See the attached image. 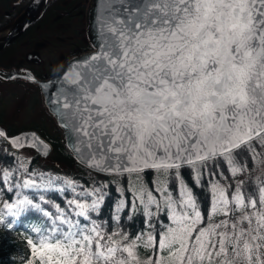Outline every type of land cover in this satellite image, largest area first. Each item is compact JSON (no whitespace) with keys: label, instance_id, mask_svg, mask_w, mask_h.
<instances>
[{"label":"snow or ice","instance_id":"1","mask_svg":"<svg viewBox=\"0 0 264 264\" xmlns=\"http://www.w3.org/2000/svg\"><path fill=\"white\" fill-rule=\"evenodd\" d=\"M88 20L93 50L69 57L43 100L82 165L128 182L30 172L17 156L0 223L42 213L27 241L41 264H264V0H95ZM0 137L48 148L35 131Z\"/></svg>","mask_w":264,"mask_h":264},{"label":"flooded vegetation","instance_id":"2","mask_svg":"<svg viewBox=\"0 0 264 264\" xmlns=\"http://www.w3.org/2000/svg\"><path fill=\"white\" fill-rule=\"evenodd\" d=\"M32 0H0V29L9 25ZM88 0H49L43 16L0 49V68L27 70L47 78L73 54L89 48L85 32ZM23 87L38 89L25 78L0 76V116L6 93Z\"/></svg>","mask_w":264,"mask_h":264},{"label":"trees","instance_id":"3","mask_svg":"<svg viewBox=\"0 0 264 264\" xmlns=\"http://www.w3.org/2000/svg\"><path fill=\"white\" fill-rule=\"evenodd\" d=\"M17 156L23 157L24 162L28 165L29 169L43 170L47 168L60 169L64 170L71 178L76 181H82L86 184L90 183V178L94 177L98 180H120L124 184H127L129 177H113V176H102L99 175L84 166L75 162L67 151L60 145H55V152L49 159H41L37 154H33L30 157L21 156L18 152L13 151L7 146V150H0V164L4 167H11L17 161ZM1 177V176H0ZM148 180L150 178L146 177ZM119 185L114 183L110 186L114 191ZM0 191L7 192V189L2 183H0ZM199 194L200 201L202 202L205 215L207 213V207L210 203L209 194L202 189H196ZM9 195L14 196L15 193H10ZM49 197L56 201L57 203L61 202V194L58 191H49ZM115 197L107 199V201L102 206V212L100 214L101 219H109L111 209L113 207ZM7 198V196L5 197ZM36 198V197H34ZM62 204V203H60ZM45 207L49 210L54 211L52 205L45 203ZM43 216L39 214H34L31 216H22L18 221L9 220V223H12V227L9 228L7 224L0 223V264H26L27 260L33 259L34 264H41V261L38 257L33 256V250L28 245L27 241L29 238H32L34 242L39 243V238L35 237V233L29 231V225L35 224L37 227L40 226ZM143 217L137 216L134 221L130 224H125L124 227L127 230H130L134 235L140 227L143 226ZM18 225L20 227H15ZM23 226H28V229ZM46 234V233H45ZM147 252L151 255V250H145L141 248V252Z\"/></svg>","mask_w":264,"mask_h":264},{"label":"water","instance_id":"4","mask_svg":"<svg viewBox=\"0 0 264 264\" xmlns=\"http://www.w3.org/2000/svg\"><path fill=\"white\" fill-rule=\"evenodd\" d=\"M45 1L46 0H37V2L34 4L32 3L22 14V16L17 20L16 24L17 25H11L9 26L8 28H6L5 30L1 31L0 32V46H2L3 44L7 43L9 40H11V38H13L14 36H16L18 33H20L28 24L30 23L31 21H33L37 16H39L44 4H45ZM95 3V0H91V3H90V8L93 6V4ZM89 8V9H90ZM88 16H89V10H88ZM88 25H89V20H88ZM88 32H89V28H88ZM90 39V38H89ZM90 42L92 43L91 39H90ZM12 70H6V69H2V73H5V72H11ZM11 76V75H10ZM54 77V76H53ZM51 77V78H53ZM50 78V79H51ZM47 81V80H46ZM45 81H42L40 86H41V90H42V94H44V90H43V83ZM45 105H46V102L44 101ZM47 107V105H46ZM48 110V108H47ZM49 113L50 110H48ZM52 114V113H51ZM57 123V122H56ZM58 124V123H57ZM59 125V124H58ZM60 126V125H59ZM61 127V138H62V143L63 145L65 146V148L73 155V152H72V149H70L68 147V144H67V141L65 140L64 136H63V128L62 126ZM2 128V127H0ZM4 129V128H3ZM21 132H25V131H21ZM21 132H18L14 135H17ZM28 132H32V131H28ZM38 135V134H37ZM41 140L48 145V148L47 149H43V147L41 146V148H35L31 145H25V146H30V147H33L41 156L43 157H46L51 149H52V145L46 141L44 138H42L40 135H38ZM10 143V141H9ZM11 144V143H10ZM12 145V144H11Z\"/></svg>","mask_w":264,"mask_h":264},{"label":"rangeland","instance_id":"5","mask_svg":"<svg viewBox=\"0 0 264 264\" xmlns=\"http://www.w3.org/2000/svg\"><path fill=\"white\" fill-rule=\"evenodd\" d=\"M19 100L20 108L17 109V122L23 123L25 120H27L29 117H32V119H35L37 116L38 118H41V110L37 106V92L33 90H20L15 94ZM9 118V117H8ZM13 125V123H10ZM41 131V125L37 126ZM0 149H5L4 143L0 142ZM24 154H31L30 151L27 149L21 150ZM3 167L0 166V171L3 173ZM45 174H51L54 176H65L64 174L59 173H52V172H45Z\"/></svg>","mask_w":264,"mask_h":264}]
</instances>
